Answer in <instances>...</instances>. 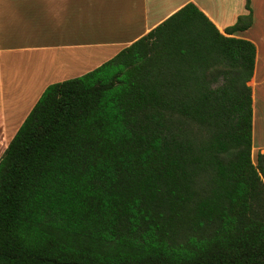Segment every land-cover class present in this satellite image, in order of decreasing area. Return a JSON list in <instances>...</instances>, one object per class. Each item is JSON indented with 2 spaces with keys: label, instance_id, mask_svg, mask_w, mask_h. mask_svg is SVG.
I'll list each match as a JSON object with an SVG mask.
<instances>
[{
  "label": "trees",
  "instance_id": "trees-1",
  "mask_svg": "<svg viewBox=\"0 0 264 264\" xmlns=\"http://www.w3.org/2000/svg\"><path fill=\"white\" fill-rule=\"evenodd\" d=\"M192 2L47 85L0 156V264H264L256 48Z\"/></svg>",
  "mask_w": 264,
  "mask_h": 264
},
{
  "label": "crops",
  "instance_id": "crops-1",
  "mask_svg": "<svg viewBox=\"0 0 264 264\" xmlns=\"http://www.w3.org/2000/svg\"><path fill=\"white\" fill-rule=\"evenodd\" d=\"M187 2L222 33L247 13L246 0H0V142L11 138L47 85L94 69ZM249 6L251 26L233 35L256 48L250 86L258 151L264 148L257 101L264 99V0Z\"/></svg>",
  "mask_w": 264,
  "mask_h": 264
},
{
  "label": "rangeland",
  "instance_id": "rangeland-1",
  "mask_svg": "<svg viewBox=\"0 0 264 264\" xmlns=\"http://www.w3.org/2000/svg\"><path fill=\"white\" fill-rule=\"evenodd\" d=\"M249 84H251V83L249 82ZM253 86L255 87V85H253ZM257 101H258V109L260 110V113L262 114L261 117H262V120L264 122V99L260 98V99H257ZM256 107H257V104H256ZM255 130H256V128H255ZM260 134L262 135L261 138L264 140V129H261ZM11 135L13 136L14 134L12 133ZM9 136L6 137V138L1 139L2 142H0V156L3 153L4 149L6 148L8 142L12 138V136H11V138ZM259 152H261V153L264 152V148L258 149V151L256 149L252 150L251 156H252V160H253L254 163L256 162V155Z\"/></svg>",
  "mask_w": 264,
  "mask_h": 264
}]
</instances>
